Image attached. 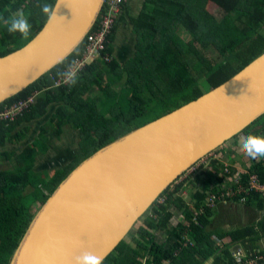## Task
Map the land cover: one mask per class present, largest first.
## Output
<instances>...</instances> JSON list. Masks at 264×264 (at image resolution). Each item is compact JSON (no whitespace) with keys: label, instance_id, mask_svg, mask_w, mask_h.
I'll return each mask as SVG.
<instances>
[{"label":"trees","instance_id":"trees-1","mask_svg":"<svg viewBox=\"0 0 264 264\" xmlns=\"http://www.w3.org/2000/svg\"><path fill=\"white\" fill-rule=\"evenodd\" d=\"M54 2L0 0V18L21 12L32 25L24 39L19 34H9L0 19V56L28 42L46 21L40 5ZM216 10L223 12L221 18L215 16ZM129 25L136 37L135 53L125 64L114 57L110 63L96 60L78 73L74 86L53 87L57 71L82 54L86 44L83 41L40 79L0 104L1 110L39 93L23 116L0 123V148L25 140L29 129H15L43 117L50 105L58 104L35 141L20 153L0 154L1 159L13 157L16 162L10 164L11 168L0 170V264L10 263L37 211L80 162L106 144L231 79L264 53V0H142L140 12L130 19ZM114 36L115 27L107 39L109 54ZM210 51L215 57L208 56ZM67 127L79 134L82 152L61 170L49 175L35 173L37 156L47 151L45 134L52 133L56 139ZM239 135L264 137V115ZM219 167V160L209 159L207 166L198 167L193 178L175 184L179 177L148 208L141 226L133 227L127 236L133 234V229L134 234L123 239L102 264H204L215 257L220 247L213 240L215 235L208 231L211 208L202 200L207 192L216 194L222 189ZM247 172L264 183V157L251 158ZM248 174L241 175L239 182L245 183ZM185 195L192 201L186 202ZM25 197L33 200L26 203ZM258 198L253 194L247 203ZM175 211L182 219L172 226ZM156 231L164 233L165 243L155 242ZM241 233L236 230L216 236L236 243L244 238ZM223 252L214 264H231L229 251Z\"/></svg>","mask_w":264,"mask_h":264},{"label":"water","instance_id":"water-1","mask_svg":"<svg viewBox=\"0 0 264 264\" xmlns=\"http://www.w3.org/2000/svg\"><path fill=\"white\" fill-rule=\"evenodd\" d=\"M104 1L55 0L58 21H45L23 46L0 56V104L72 54L94 28ZM134 46L112 55L123 65ZM57 106L23 123L32 127L26 139L1 150L22 151L31 144ZM263 115L264 53L231 79L80 162L37 211L9 264H76L84 253L104 261L166 188ZM45 136L49 152H57L53 134ZM72 159L71 152L55 168H41L45 159L34 163V171L61 170Z\"/></svg>","mask_w":264,"mask_h":264},{"label":"crops","instance_id":"crops-1","mask_svg":"<svg viewBox=\"0 0 264 264\" xmlns=\"http://www.w3.org/2000/svg\"><path fill=\"white\" fill-rule=\"evenodd\" d=\"M141 7L142 0H127L124 3L120 13L116 18L117 22L115 25V36L112 43L113 55L120 56L122 54H126L127 49H130L131 46H133L135 42V36L131 30L129 22L132 17H135L140 12ZM22 125H20L15 131H20L23 128ZM28 129H32V127H29ZM29 132L30 130L28 131L26 137L28 136ZM62 135L65 141L61 140L60 142L59 140L55 139L54 145L57 146L56 148L58 150V155H62L67 152V156L69 157L72 152L70 150V147H73L74 135L72 133H68V129L66 128L63 130ZM238 138L239 139L231 142V146L227 147L225 143L224 146L218 148L214 153L211 154L213 155L214 159H217L220 162H225L229 165L232 174L235 177L234 182H238L240 179V175H243L251 165V158L247 157L242 151V143L245 136L239 135ZM67 139L69 143H67ZM63 142L64 144L68 145L64 149H62L64 147V145H62ZM46 143L47 142H45V144ZM14 146H17V144H14ZM47 150L48 154H45V152L37 156L38 160H35L34 162L36 166L37 164L43 162V160L45 159H48L46 161V164H51L49 159H53L54 156L51 157L52 154L49 152L48 147ZM14 151L16 153H20L19 151L21 150L16 151V149H14L12 152ZM2 152L3 151L0 148V154ZM8 167L11 166L8 165ZM2 168L3 166L0 165V170H3ZM205 199L206 195L204 200ZM258 199L259 200L257 201H250L248 203L246 202L244 205L236 200L222 202L215 201L214 205L211 207L210 215L208 218V231L215 235L213 240L220 247V250L215 257L209 258L204 264H214V259H219L220 256L223 255L224 249H227L229 251L230 256L232 251L239 249L241 253H243L241 264H244L243 262L245 261V257H247V255H249L250 253H264V204H260L264 203V199L260 197ZM236 230H242L241 234L244 235V238L240 242L230 243L231 241L229 238L226 237L220 240L216 236V233L220 234ZM226 246H228V248H226ZM231 259V264H239L234 261V258L232 256ZM254 264H264V262L258 261Z\"/></svg>","mask_w":264,"mask_h":264},{"label":"built area","instance_id":"built-area-1","mask_svg":"<svg viewBox=\"0 0 264 264\" xmlns=\"http://www.w3.org/2000/svg\"><path fill=\"white\" fill-rule=\"evenodd\" d=\"M127 0H105L103 4L102 11L98 17V20L95 24V28H92L90 32L86 35L85 47L82 51L80 57L76 58V64L78 68V73L87 65L96 60H102L105 63H110L113 56L110 53L106 52V45L108 42V36L113 31L116 25V18L120 13L122 6ZM104 51L106 53H104ZM62 79L56 78L53 79V87H62L67 86ZM36 95H31L27 98L17 100L8 106H5L0 110V123H10L15 121L17 118L23 116L25 112L34 104ZM205 159V160H204ZM198 163L207 166L209 159H212L210 156H207ZM204 161V162H203ZM220 162V161H219ZM221 167L220 177L222 179V189L219 190L216 194L211 192L206 193V199L203 201L204 205L207 207H212L215 201H231L236 200L241 204H245L249 197L253 194L258 195L260 198L264 199V183L260 182L256 175L248 174L247 171L244 174H248L247 181L245 183L234 182L235 177L232 174V171L229 165L225 162H220ZM198 166V164H196ZM195 166H192L187 172L193 169ZM241 176V175H240ZM240 180V179H239ZM160 202H163V199H160ZM201 211V210H200ZM197 213H195L196 215ZM181 219V215L178 216V220ZM231 256L234 258V261L241 264V259L243 258V253L239 249L231 252ZM258 261L264 262V253L254 252L250 253L245 257L244 264H254Z\"/></svg>","mask_w":264,"mask_h":264},{"label":"clouds","instance_id":"clouds-1","mask_svg":"<svg viewBox=\"0 0 264 264\" xmlns=\"http://www.w3.org/2000/svg\"><path fill=\"white\" fill-rule=\"evenodd\" d=\"M59 5L44 3L40 5L41 14L46 18L49 25L55 24L58 21L57 9ZM3 19V23L7 26L9 34H19L22 38L27 39L32 25L28 22L26 16L21 12H14L7 18ZM78 54V53H77ZM77 64L76 61L68 62L64 67L60 68L56 75L62 79L69 87L77 83ZM243 153L252 159L257 157H264V137L249 135L244 138L242 143ZM103 257L96 256L91 253H84L76 258V264H102Z\"/></svg>","mask_w":264,"mask_h":264},{"label":"rangeland","instance_id":"rangeland-1","mask_svg":"<svg viewBox=\"0 0 264 264\" xmlns=\"http://www.w3.org/2000/svg\"><path fill=\"white\" fill-rule=\"evenodd\" d=\"M215 16L217 17V18H221L222 16H223V12L222 11H219V10H216L215 11ZM208 54V56L209 57H215L214 56V54L210 51V53H207ZM115 89H118V87H115ZM90 95H93L92 93H90ZM66 129H68V133H72L74 136L75 135H79L76 131H74L73 129H70V128H66ZM16 130V129H15ZM239 136H237L236 138H234V139H231V140H229L225 145L228 147V146H231L230 144H231V142H233L234 140H237V139H239L238 138ZM78 138H79V136H78ZM36 140V139H35ZM34 140V141H35ZM56 140H59L60 142H61V139H59V138H56ZM77 141H79V139L77 140ZM67 143H69V141H68V139H67ZM74 144H75V140H74ZM37 145H38V147L41 145V143L40 142H38L37 143ZM64 146H65V144H63ZM74 147H76L75 145H74ZM211 154H209V156H210ZM11 157V156H10ZM10 157H8V158H10ZM212 159H214L213 158V155H211L210 156ZM205 160V159H204ZM0 165L1 166H3V168L2 169H7V168H11V167H8V165H10V164H12L13 163V165L14 164H16V162L13 160V157H11V159L10 160H4L3 158L0 160ZM198 170V167L197 166H195L193 169H191L189 172H187V173H185V175H183V176H181V178L175 183V184H177V183H179V182H181V181H185V180H187L188 178H193V173L194 172H196ZM35 173H37V172H35ZM34 177V176H33ZM193 191H194V189H193ZM46 193V192H45ZM189 196H187V195H185V198H184V200H186V202H188V201H192V199H190V198H188ZM33 200V198L31 197V198H24V201L26 202V203H30L31 201ZM180 214L178 213V212H174V219H172V222H171V224H172V226H175L176 225V222H177V220H178V216H179ZM143 217L144 216H142V218H140V221H137L136 222V224H135V226H134V229H137L138 227H140L141 226V220L143 219ZM153 218L155 219L156 218V216L155 215H153ZM133 229V234H134V232H135V230ZM133 234H129V236H131V235H133ZM129 236H127L125 239L126 240H128L129 239ZM165 239H166V236L164 235V233L161 231H156L155 233H154V240H155V242H158L159 244H163V243H165ZM131 244H134V243H131Z\"/></svg>","mask_w":264,"mask_h":264},{"label":"flooded vegetation","instance_id":"flooded-vegetation-1","mask_svg":"<svg viewBox=\"0 0 264 264\" xmlns=\"http://www.w3.org/2000/svg\"><path fill=\"white\" fill-rule=\"evenodd\" d=\"M39 94V93H38ZM38 94H35L36 95V97H37V95ZM42 127V126H41ZM62 133H63V131H62ZM63 135L61 134L58 138L59 139H61V140H64L63 139V137H62ZM78 136L79 135H75L74 136V138H73V147H70V150L72 151V153H73V158L75 159V157L76 156H78L80 153L79 152H76V149H80V151H81V148H80V146H79V141H77L79 138H78ZM68 137V136H67ZM71 140V139H70ZM74 140H75V144H74ZM48 141V139L46 140V142ZM65 141V140H64ZM63 144H64V142H63ZM62 144V145H63ZM46 145H47V143H46ZM74 145L76 146V147H74ZM55 146V145H54ZM68 145L67 144H65V146L62 148V149H64V148H66ZM56 148V147H55ZM57 149V148H56ZM53 152V153H52ZM52 152H51V154H52V156L51 157H53L54 156V158L53 159H51V160H53V161H50V166L51 167H53L54 166V168L56 167V166H58L59 164H60V162L59 161H61L62 159H64L66 156H67V152L66 153H64V154H59L58 155V151L57 152H55V150H54V148L52 149ZM82 152V151H81ZM48 153V150L46 151V153L45 154H47ZM50 157V158H51ZM36 160H38V158L36 159ZM204 162V161H203ZM55 164V165H54ZM198 164V166L197 167H199L201 164H199V163H197ZM202 166V165H201ZM40 167V166H39ZM41 168H47V164L45 163L44 164V167H41ZM53 171H56V170H53ZM53 171H51V172H42V173H46V174H51V173H53Z\"/></svg>","mask_w":264,"mask_h":264}]
</instances>
